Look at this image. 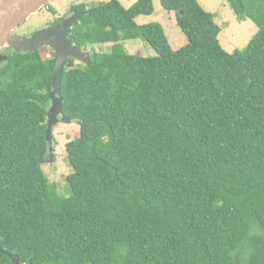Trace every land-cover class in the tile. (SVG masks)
<instances>
[{
  "label": "trees",
  "instance_id": "1",
  "mask_svg": "<svg viewBox=\"0 0 264 264\" xmlns=\"http://www.w3.org/2000/svg\"><path fill=\"white\" fill-rule=\"evenodd\" d=\"M227 2L258 28L234 53L198 0H160L187 38L176 51L161 24L136 23L152 0L74 7L73 45L112 48L63 71L81 127L63 192L46 175L56 54L4 53L0 264H264V0ZM136 39L157 56L129 54Z\"/></svg>",
  "mask_w": 264,
  "mask_h": 264
},
{
  "label": "rangeland",
  "instance_id": "2",
  "mask_svg": "<svg viewBox=\"0 0 264 264\" xmlns=\"http://www.w3.org/2000/svg\"><path fill=\"white\" fill-rule=\"evenodd\" d=\"M112 0H54L41 12L32 16L22 26H20L12 36L20 37L28 36L33 32L45 30L46 27L56 24L61 18L69 17L71 10L76 6L85 5L88 9L98 6ZM127 9L132 7L137 0H119ZM201 6L209 13L215 15L216 23L221 27L219 36L220 43L228 53H234L236 50L244 49L253 36L258 32L257 26L251 21H240L236 14L230 8L227 0H198ZM154 13L151 16H140L136 19V23L140 26L152 23L161 24L166 32L173 50H179L187 44V38L182 33L177 25L174 12H168L160 3V0H152ZM51 10L55 11V14ZM38 30V31H37ZM35 32V33H36ZM34 33V34H35ZM21 34V35H18ZM27 38V37H25ZM124 47L129 54L139 57H156V51L151 48L142 39L130 40L124 43ZM112 48V44L95 46L94 49H87V53L93 52H108ZM42 56L46 59H51L55 51L49 46H44L40 49ZM76 61L75 64H80ZM81 132V127L78 124H59L54 128L53 155L55 163H46V175L50 183L57 184L61 192L64 191L65 178L71 173V169L67 164V154L64 151L66 144L71 138H78ZM69 193V188L66 190Z\"/></svg>",
  "mask_w": 264,
  "mask_h": 264
},
{
  "label": "water",
  "instance_id": "3",
  "mask_svg": "<svg viewBox=\"0 0 264 264\" xmlns=\"http://www.w3.org/2000/svg\"><path fill=\"white\" fill-rule=\"evenodd\" d=\"M54 0H0V62L7 61L4 53L14 50L16 53H30L44 46H51L57 57L50 92L51 106L48 110L47 141L51 140L54 128L59 124H71L60 103V85L63 71L71 59L91 61L89 53H85L73 45L70 34L73 25L83 18L74 15L65 19L58 28L36 32L29 38L14 37L12 34L32 16L51 4ZM14 261V260H13ZM18 261V260H17ZM15 262V261H14ZM16 264H19L18 262Z\"/></svg>",
  "mask_w": 264,
  "mask_h": 264
},
{
  "label": "flooded vegetation",
  "instance_id": "4",
  "mask_svg": "<svg viewBox=\"0 0 264 264\" xmlns=\"http://www.w3.org/2000/svg\"><path fill=\"white\" fill-rule=\"evenodd\" d=\"M74 15H80V14H78V12H76L74 9L73 10H71V13H70V15H69V17H67V18H61L60 20H58L57 21V23L56 24H52L51 26H49V27H46V29H52V28H58V27H60L61 25H62V23H63V21L65 20V19H68V18H70V17H72V16H74ZM74 26V25H73ZM38 31V30H37ZM36 32V31H35ZM35 32H33V33H31L30 35H28V36H23V37H27V38H29V37H31ZM18 35H21V34H18ZM22 36V35H21ZM51 49H54L53 47H51V46H49ZM55 51V50H54ZM85 53H87V52H85ZM80 61V60H79ZM81 62V61H80Z\"/></svg>",
  "mask_w": 264,
  "mask_h": 264
},
{
  "label": "clouds",
  "instance_id": "5",
  "mask_svg": "<svg viewBox=\"0 0 264 264\" xmlns=\"http://www.w3.org/2000/svg\"><path fill=\"white\" fill-rule=\"evenodd\" d=\"M90 54V53H89ZM76 60H78V59H76ZM81 61V60H80Z\"/></svg>",
  "mask_w": 264,
  "mask_h": 264
}]
</instances>
